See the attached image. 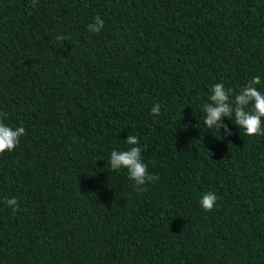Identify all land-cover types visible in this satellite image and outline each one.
<instances>
[{"label": "trees", "instance_id": "16d2710c", "mask_svg": "<svg viewBox=\"0 0 264 264\" xmlns=\"http://www.w3.org/2000/svg\"><path fill=\"white\" fill-rule=\"evenodd\" d=\"M257 75L264 0H0V113L26 129L0 154V264H264V135L202 113ZM128 135L156 183L111 169Z\"/></svg>", "mask_w": 264, "mask_h": 264}, {"label": "clouds", "instance_id": "9594fccd", "mask_svg": "<svg viewBox=\"0 0 264 264\" xmlns=\"http://www.w3.org/2000/svg\"><path fill=\"white\" fill-rule=\"evenodd\" d=\"M103 27L104 21L99 15L95 17L94 23L88 25V29L95 33H99ZM57 39L64 40L66 37L57 36ZM261 83L260 76H254L235 95H233V89L225 88L221 82L215 83L210 89L208 98L210 102L202 105L206 127L209 130L218 129L220 132L223 129L224 134L231 135V128L222 120V117H227L239 129H243L246 136L264 135V93L256 87ZM160 110V105L156 104L151 112L153 115H159ZM6 117L7 113H0V154L13 151L19 145L20 138L26 134L23 126L13 129L5 124L3 118ZM125 142L130 146L129 148L111 152L108 161L111 169H126L129 179L136 186L146 185L148 182L156 183L159 175L150 174L147 165L143 162L139 138L135 135H128ZM218 199L219 197L212 191L205 193L200 199L201 208L206 212H211ZM5 203L13 213H16L20 207L16 197L5 198Z\"/></svg>", "mask_w": 264, "mask_h": 264}]
</instances>
